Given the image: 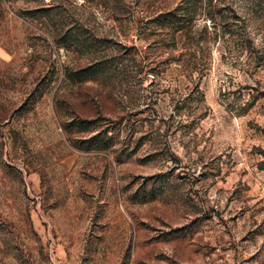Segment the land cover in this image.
Listing matches in <instances>:
<instances>
[{"label": "rangeland", "instance_id": "obj_1", "mask_svg": "<svg viewBox=\"0 0 264 264\" xmlns=\"http://www.w3.org/2000/svg\"><path fill=\"white\" fill-rule=\"evenodd\" d=\"M0 264H264V0H0Z\"/></svg>", "mask_w": 264, "mask_h": 264}, {"label": "trees", "instance_id": "obj_2", "mask_svg": "<svg viewBox=\"0 0 264 264\" xmlns=\"http://www.w3.org/2000/svg\"><path fill=\"white\" fill-rule=\"evenodd\" d=\"M191 7L190 4L182 7V5L177 6L172 13L168 12L165 14V18L161 20L160 25L169 31H172V34H177L183 32L186 29V25L188 26L189 23H186L185 19H190L192 16V10L189 8ZM177 12L181 15H177ZM185 22V23H183ZM81 36V35H80ZM64 40V39H63ZM65 41L70 42V44L74 47H82L86 43H82L79 41V38L75 36V39L72 37H66ZM94 64L79 69L74 72H68L67 78L72 82H83L87 80H95L96 78H101L105 75L106 72L110 70V65L107 64L108 62L105 61L103 57H96L93 59ZM92 128L91 122L89 121H71L67 125H65L64 129L74 130L76 132H87ZM99 136L90 137L88 140H85V143H92L95 146V149L104 150L110 147L112 139L105 134L104 138L98 140Z\"/></svg>", "mask_w": 264, "mask_h": 264}]
</instances>
